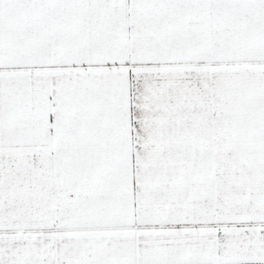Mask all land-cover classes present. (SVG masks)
Wrapping results in <instances>:
<instances>
[{"label": "snow or ice", "instance_id": "snow-or-ice-1", "mask_svg": "<svg viewBox=\"0 0 264 264\" xmlns=\"http://www.w3.org/2000/svg\"><path fill=\"white\" fill-rule=\"evenodd\" d=\"M0 264H264V0H0Z\"/></svg>", "mask_w": 264, "mask_h": 264}]
</instances>
